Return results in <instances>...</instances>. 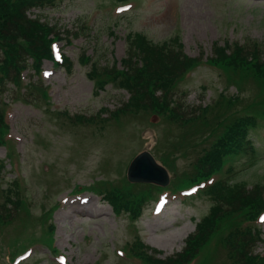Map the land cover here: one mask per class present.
Masks as SVG:
<instances>
[{
	"label": "rangeland",
	"instance_id": "obj_1",
	"mask_svg": "<svg viewBox=\"0 0 264 264\" xmlns=\"http://www.w3.org/2000/svg\"><path fill=\"white\" fill-rule=\"evenodd\" d=\"M139 2L119 11L117 0H57L43 14L61 31L77 33L70 43L62 39L55 44L56 52L71 59V69L44 60L39 77L29 65L22 73L21 89L7 82L0 92V108L7 104L8 134L17 163L12 168L6 147L0 143V204L6 199L3 190L8 189L12 179L18 175L23 180L20 206L12 218L6 216V222L0 223V264H12L18 253L15 264H57V254L65 256L66 264H138L117 249L139 238L159 250L160 257H166L182 249L185 237L209 211L212 204L206 195L187 196L186 202L170 195V202L159 213L152 211V198L133 224L126 215L116 216L101 197L87 190L77 196L72 193L75 185L103 187L113 181L125 186V167L135 153L148 149L158 163L160 158L166 160L163 152L167 149L159 151L158 143L155 145L163 131L170 132L168 139L189 131L188 139L194 137L196 141L198 132L191 133L194 125L172 126L160 119L158 125H152L150 113L143 110L120 113L116 119L110 116L105 110H114L128 94L115 84L97 91L88 75L90 64L80 59L82 49L100 64L119 63L126 52L128 33H141L157 45L176 36L186 54H202V60L211 56L215 41L220 45L225 41H255L264 55V0ZM32 12L40 13L38 9ZM224 76L221 70L201 63L179 84L178 99L182 97L188 110H193L199 104L205 106L217 100L220 91L235 93L234 86L224 90ZM36 81L38 87L47 88L49 99L38 95L37 88L32 93L35 100L29 101L30 94L23 95L25 88ZM255 89L250 84L248 94ZM249 138L259 152L234 161L230 182L243 180L248 186L260 182L264 195V126L251 131ZM190 152L193 159L195 150ZM166 162L171 169H167L169 180L187 168L183 159ZM85 199L89 207L84 210L90 214L73 211L87 205ZM259 227L263 239L254 251L264 252V220ZM52 237L58 252L50 246ZM24 247L29 255L20 257ZM227 263L221 251L204 264Z\"/></svg>",
	"mask_w": 264,
	"mask_h": 264
},
{
	"label": "trees",
	"instance_id": "obj_2",
	"mask_svg": "<svg viewBox=\"0 0 264 264\" xmlns=\"http://www.w3.org/2000/svg\"><path fill=\"white\" fill-rule=\"evenodd\" d=\"M52 3L53 0H0V92L7 82L21 88V72L31 65L39 73L44 59L53 60L51 43L62 38L67 40L72 35L68 30L63 33L56 24H50L45 19L43 11L49 9ZM31 7L40 8L42 12L31 17ZM76 35L73 33V36ZM126 45L120 67L115 61L100 64L98 60H92V56L85 55L86 49H82L80 59L90 64L88 75L96 89L115 84L128 94L127 99L114 110H105L110 116L117 118L120 113L143 110L150 116L157 115L161 121L171 122L172 126L194 125L191 133L198 131L195 133L197 141L194 137L188 139L191 135L186 136V132L189 131H180L175 139H168L170 132L163 131L159 142H156L160 151L166 141L164 148L167 150L163 152V157L170 163H174L172 156L176 152L191 161L190 151L195 150L193 160L172 184L187 187L207 180L223 173L224 166L237 156L249 154L253 157L257 154L249 139L251 131L264 126V58L257 42L241 44L234 41L229 44L226 41L224 45L214 42L213 56L207 60L210 65L220 67L230 83L240 86L245 78H252L258 83L261 95L257 91L259 96L245 102L243 92H239L242 88L237 87L236 94L227 96L220 93L217 100L193 110H188V105L182 97L178 99L176 93L179 84L196 67L200 58L187 55L176 36L157 45L141 33H128ZM63 64L66 69H71L69 58L63 59ZM38 85V82H33L24 86L27 88L23 95L30 94L29 101L36 99L35 93L32 95L34 88L40 90L38 95L48 98L45 88ZM2 105L0 143L7 147V156L12 158L14 148L6 138L7 104ZM231 179L220 178L204 190L203 194L208 195L212 205L196 223L194 231L186 236L181 251L162 258L159 257V250L142 244L140 240L125 247L148 264H189L201 251L202 261L206 263L213 257V252L223 251L227 264H264V255L253 253L256 241L260 240V230L244 225L254 222L264 209L262 185L257 182L248 186L243 180L232 183ZM125 184L91 185L89 189L104 192L117 214L125 212L134 221L141 214L150 190L135 189L126 180ZM19 188L22 189L17 179H12L8 189L3 190L6 199L0 204V223L6 222V216L12 218L15 208L20 206L22 196ZM48 231L51 232L52 227Z\"/></svg>",
	"mask_w": 264,
	"mask_h": 264
},
{
	"label": "water",
	"instance_id": "obj_3",
	"mask_svg": "<svg viewBox=\"0 0 264 264\" xmlns=\"http://www.w3.org/2000/svg\"><path fill=\"white\" fill-rule=\"evenodd\" d=\"M127 177L132 182H154L162 185L168 181L166 170L147 151L133 158L127 169Z\"/></svg>",
	"mask_w": 264,
	"mask_h": 264
},
{
	"label": "bare ground",
	"instance_id": "obj_4",
	"mask_svg": "<svg viewBox=\"0 0 264 264\" xmlns=\"http://www.w3.org/2000/svg\"><path fill=\"white\" fill-rule=\"evenodd\" d=\"M86 202V204L88 203L87 201H85ZM83 207V208H82ZM80 206V207H78V208H73V211H75V212H77V213H79V214H82V213H86L87 214V212H88V214H90L89 213V211L87 210L86 212H85V210H84V208H88L89 207V204H87V205H84V206Z\"/></svg>",
	"mask_w": 264,
	"mask_h": 264
}]
</instances>
